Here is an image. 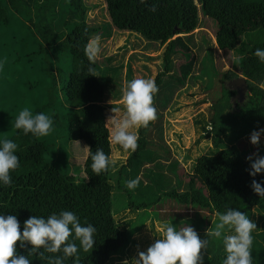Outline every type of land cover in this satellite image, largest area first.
I'll return each mask as SVG.
<instances>
[{
	"label": "trees",
	"instance_id": "1",
	"mask_svg": "<svg viewBox=\"0 0 264 264\" xmlns=\"http://www.w3.org/2000/svg\"><path fill=\"white\" fill-rule=\"evenodd\" d=\"M105 4L113 27L141 35L165 47L162 53L164 70L156 80L158 88L163 77L171 74L174 68L176 48L189 50L184 39H190L194 30L199 27L200 9L203 15L216 21V42L220 50L236 48L245 34L259 30L261 36L245 51L239 63L238 74L233 70L223 72L222 82L218 86L226 92L227 97L224 104L215 101L212 119L215 121V117H218L219 122L220 117L227 114L231 115L228 120L234 118V123H224L219 128L221 130H218L225 134L228 141H231L227 136L228 132L233 131L234 134L231 135L238 138V134L249 128H264V63L254 54L257 48L264 49V0H201V6L196 0H146L145 3L141 0H105ZM153 6L156 7L154 12L150 10ZM91 9L87 0H0V25L10 27L16 22L17 25L25 26L27 41L35 48L31 55H38L44 60L46 84L43 95L47 98L45 107L52 111L50 116L54 125L63 120L66 123L64 130L67 140L72 143L82 141L88 146L81 170L73 165V159L69 161L67 157H57L64 154L60 149L56 151L55 147H51L46 137L36 138L31 134L26 136L16 129L6 138L13 139L19 145L17 155L20 157V168L12 173L13 182L10 186L0 187V214L16 215L22 230L23 221L32 215L47 216L61 209L72 210L80 217L82 224L91 223L97 228L93 249L87 252L79 249L81 264H104L114 256L124 254L130 241L127 230L122 232L117 224L113 195L116 200L125 201L126 209L137 211L149 205L145 201L140 202V198L146 193H152L154 185H161L160 178L163 175L154 169L144 168L143 174L150 176L148 179L152 182L143 191H139L143 184L139 178L143 163L158 158L156 153L147 149L152 144L147 134L156 125L154 121L146 128L139 129L137 150L130 151L125 163L117 170L112 168L101 176L92 172L91 155L98 149L112 158L113 144L109 140V127L106 126V111L117 104L105 103L106 85L99 80L98 75L89 72L94 67L98 73L97 60L91 64L84 54L85 45L101 28L90 21ZM48 49L57 61L62 62L63 56H68L69 73L65 80L62 79L63 70L54 68ZM112 59L108 57L111 62ZM192 65L193 61L183 68L184 76L191 75ZM123 66L124 64L114 66L110 63L103 76L114 80L121 75ZM240 75L247 79L248 92L244 102L237 101L234 105L231 97L236 91L229 88L228 82ZM61 94L67 98L68 105H64L61 112L56 114L54 103L59 104ZM156 99L155 94L157 117L161 118L163 113L158 110L157 105H160ZM169 101L164 106L161 104L162 107L165 108ZM206 101L207 99H203L198 103ZM220 111H224L226 115H220ZM226 143L228 142H221L219 136H215V146L217 150L221 148L215 155L199 159L183 190L173 189L167 195L181 204L215 213L216 216L229 208H238L248 213L257 206L264 205V198H260L251 188L253 177L247 170L250 167L246 158L248 154H243L236 145L227 146ZM165 152L170 154L169 151ZM177 164L178 162L170 164L164 175L173 173ZM82 171L84 175L81 174ZM137 177L139 186L135 190H128L125 182ZM157 178L159 181H156ZM255 179H264V174H258ZM158 189L162 188L159 186ZM206 218L207 215H204L196 220L200 225L190 220L196 225L194 228L197 232L204 225L200 220L205 221ZM77 244L79 245L78 241ZM221 244H215V252L209 255L211 259H206V264H222L226 253L218 249ZM18 250L21 254H27L25 248ZM31 258V264H47L39 256L33 255ZM71 260L69 258L65 264H72Z\"/></svg>",
	"mask_w": 264,
	"mask_h": 264
},
{
	"label": "rangeland",
	"instance_id": "2",
	"mask_svg": "<svg viewBox=\"0 0 264 264\" xmlns=\"http://www.w3.org/2000/svg\"><path fill=\"white\" fill-rule=\"evenodd\" d=\"M196 1L201 6V0ZM87 2L91 4L92 8L89 12L90 21L101 26L94 38L99 37L102 44L96 60L98 78L106 85L104 100L106 104H117L116 107L108 108L106 111V124L110 128L112 127L111 121L121 119L126 112L122 97L117 98L123 94L125 85L133 78L152 79L156 82L158 74L164 70L162 53L165 47L161 46L159 42L147 40L141 35L113 27L106 12L105 0H87ZM199 15V27L194 30L190 39H184L189 50L181 47L176 48L174 68L171 72L176 76L170 73L166 74L156 93V101L160 105L157 107L163 116L157 117L154 121L156 125L148 131L147 137L152 144L147 149L156 153L158 158L152 162L143 163L139 174L143 184L139 191H143L152 182L149 180L150 176L146 177L143 174L144 168H151L157 173H161L163 175V178H160L161 185H154L152 193H146L140 198V202L145 201L149 205L137 211L126 209L125 201L116 200L113 195V210L117 224L122 232L127 230L130 234V241L125 247L126 250L123 249L125 250L124 254L116 255L104 264H122L125 259L131 260L133 257H137L140 251H146L159 238L160 233L155 232L157 227L163 230L170 223L174 224L177 229L186 226L194 227L196 225L190 220H194L197 225H200V222L196 220L204 215H207V218L205 221L200 220L204 225L202 228H198V233L202 238L210 240L208 255L213 254L215 244L222 242L206 237V232L214 227L212 221L218 222V216L215 213L211 214L181 204L167 195V192L173 189L183 190L191 174L194 173L199 159L203 156L215 155L221 148L219 147L217 150L215 136H219L221 142H228L227 146L236 145L243 154H248L247 157L257 152L264 155V135L261 136L259 145H253L250 142V134L254 129L249 128L244 133L238 134V138L231 135L234 134L233 131L228 132L227 136L231 138V141H228L225 134H221L218 130H221L219 128L224 126V123L235 121L234 118L228 120L231 118L230 114L220 117L219 122L222 124L218 122V117H215V121L212 119L216 102L224 104L227 97L226 92L221 86H218L222 82L223 72L233 70L238 74L239 63H241L240 60L245 51L258 40L261 34L258 32L259 30L249 32L242 37L236 48L220 50L216 42V21L203 15L201 9ZM34 50L33 45L27 41L25 26L17 25L16 22L10 27L0 25V138L10 137L15 132V117L23 108H28L33 113L40 110L49 116L52 113L51 109L45 107L47 98L43 95V88L46 84L44 60L38 55H31ZM48 51L54 68L63 70L64 78L62 79L65 80L69 73L68 56L64 55L63 61L60 62L56 60L50 49ZM108 57L113 58L112 62L108 60ZM191 61H193L191 75L184 76L183 68ZM110 63L114 66L124 64L121 75L119 74L114 80L103 76V73L106 72L105 68ZM63 83L64 81L61 82L62 86ZM173 83L174 85H170ZM262 86L264 87V83ZM203 99H207V101L198 103ZM167 100H170V103L168 102L167 106L163 108L162 105L164 106ZM232 100L233 97H231ZM245 100L246 96L238 102ZM64 105H68V100L64 94H61L59 104L54 103L55 113L61 112ZM64 112L65 110L62 113ZM219 114L226 115L224 111H220ZM64 126L66 123L63 120L54 125V131L46 136V140L50 141L51 147H55L56 151L60 149L64 154H59L57 157L63 159L67 157L69 161L73 159V165L82 170L88 146L82 141L73 143L68 141ZM139 129L133 128L130 131L139 136ZM112 144V159L115 161L113 168L117 170L125 163L131 150H124L114 141ZM165 151H169L170 154ZM174 162H178L176 170L169 173L170 175H164L165 170L168 172L167 167ZM81 174L84 175V172L82 171ZM156 181H159V178ZM159 186L162 188L161 190L158 189ZM116 192L121 194L117 190ZM263 207L264 205L257 206L252 212L247 213L250 219L257 224V229L253 232L252 245L255 264H264ZM197 211L198 213H196ZM218 249L225 252L223 244L218 245Z\"/></svg>",
	"mask_w": 264,
	"mask_h": 264
},
{
	"label": "clouds",
	"instance_id": "3",
	"mask_svg": "<svg viewBox=\"0 0 264 264\" xmlns=\"http://www.w3.org/2000/svg\"><path fill=\"white\" fill-rule=\"evenodd\" d=\"M141 2L145 3L146 0ZM150 10L154 12L156 7ZM101 47L99 37L89 39L85 45L84 54L91 64L95 63ZM254 54L264 63V49L257 48ZM89 72L99 75L94 67ZM158 90L152 79L133 78L125 85L122 102L126 112L121 119L111 121L112 127L108 129L110 142L114 141L126 151L137 150L139 138L130 130L146 128L156 120L154 96ZM14 127L26 136L46 137L54 131V120L44 112L33 113L23 108L15 117ZM262 135L264 128L253 130L250 142L259 145ZM18 149L19 145L13 139L0 138V187L10 186L12 173L20 168ZM91 160L92 172L100 176L115 165V161L99 149L91 155ZM247 160L250 163L247 170L253 177L251 188L260 198H264V179H255L258 174H264V155L253 153ZM138 186V177L125 182V187L130 191ZM212 224L214 227L207 230L206 237L222 242L226 253L222 264H255L252 245L257 224L246 212L229 208L218 213V222L212 221ZM155 232L160 233L159 238L146 251H140L131 260L125 259L122 264H206V259L210 261V240L202 238L194 227L177 229L170 223L163 230L157 227ZM96 233L97 228L93 224H82L80 217L72 210L61 209L47 216L32 215L23 221L22 230L16 215L0 214V264H31L33 255L46 260L47 264H65L69 258H72V264H81L79 249L85 252L93 249ZM19 248L27 249V254H21Z\"/></svg>",
	"mask_w": 264,
	"mask_h": 264
},
{
	"label": "water",
	"instance_id": "4",
	"mask_svg": "<svg viewBox=\"0 0 264 264\" xmlns=\"http://www.w3.org/2000/svg\"><path fill=\"white\" fill-rule=\"evenodd\" d=\"M228 85L231 89L236 91L232 100L234 105H236L237 101H242L248 92L247 79L243 76H240L229 81Z\"/></svg>",
	"mask_w": 264,
	"mask_h": 264
}]
</instances>
